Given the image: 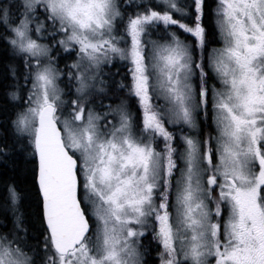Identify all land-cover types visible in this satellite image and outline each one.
Masks as SVG:
<instances>
[{
  "label": "snow or ice",
  "instance_id": "1",
  "mask_svg": "<svg viewBox=\"0 0 264 264\" xmlns=\"http://www.w3.org/2000/svg\"><path fill=\"white\" fill-rule=\"evenodd\" d=\"M0 264H264V0H0Z\"/></svg>",
  "mask_w": 264,
  "mask_h": 264
},
{
  "label": "trees",
  "instance_id": "2",
  "mask_svg": "<svg viewBox=\"0 0 264 264\" xmlns=\"http://www.w3.org/2000/svg\"><path fill=\"white\" fill-rule=\"evenodd\" d=\"M16 179H17V182H18L19 186L21 187V189H24L25 188V184L23 183V177L22 176H17Z\"/></svg>",
  "mask_w": 264,
  "mask_h": 264
}]
</instances>
